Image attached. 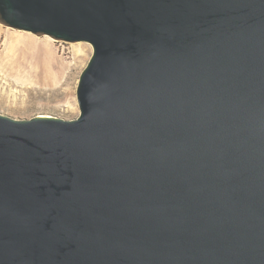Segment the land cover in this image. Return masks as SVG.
Wrapping results in <instances>:
<instances>
[{"label":"water","instance_id":"1","mask_svg":"<svg viewBox=\"0 0 264 264\" xmlns=\"http://www.w3.org/2000/svg\"><path fill=\"white\" fill-rule=\"evenodd\" d=\"M93 55L80 115L0 113V264H264V0H0Z\"/></svg>","mask_w":264,"mask_h":264},{"label":"rangeland","instance_id":"2","mask_svg":"<svg viewBox=\"0 0 264 264\" xmlns=\"http://www.w3.org/2000/svg\"><path fill=\"white\" fill-rule=\"evenodd\" d=\"M79 47L83 53L76 52ZM92 55L90 43L65 42L0 21V113L76 119L77 88Z\"/></svg>","mask_w":264,"mask_h":264},{"label":"bare ground","instance_id":"3","mask_svg":"<svg viewBox=\"0 0 264 264\" xmlns=\"http://www.w3.org/2000/svg\"><path fill=\"white\" fill-rule=\"evenodd\" d=\"M26 38H27V37H26ZM17 42H18V41H17ZM17 42H16V43H17ZM13 46H14V45H13ZM82 51H83L82 48L79 47V48H77V51H76V52H78V53H83Z\"/></svg>","mask_w":264,"mask_h":264}]
</instances>
